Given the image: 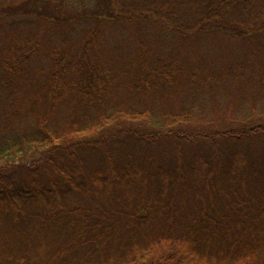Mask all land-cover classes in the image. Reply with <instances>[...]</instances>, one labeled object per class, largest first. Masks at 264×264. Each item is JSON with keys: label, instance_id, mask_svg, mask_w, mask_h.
<instances>
[{"label": "trees", "instance_id": "obj_1", "mask_svg": "<svg viewBox=\"0 0 264 264\" xmlns=\"http://www.w3.org/2000/svg\"><path fill=\"white\" fill-rule=\"evenodd\" d=\"M0 0V264H264V0Z\"/></svg>", "mask_w": 264, "mask_h": 264}, {"label": "rangeland", "instance_id": "obj_2", "mask_svg": "<svg viewBox=\"0 0 264 264\" xmlns=\"http://www.w3.org/2000/svg\"><path fill=\"white\" fill-rule=\"evenodd\" d=\"M80 1H82V0H65L63 6H65L68 10V3H70V4L71 3H80ZM3 107H5V104L0 102V109Z\"/></svg>", "mask_w": 264, "mask_h": 264}]
</instances>
